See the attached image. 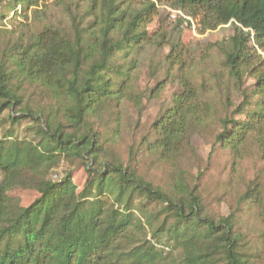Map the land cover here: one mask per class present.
Masks as SVG:
<instances>
[{
	"label": "trees",
	"instance_id": "obj_1",
	"mask_svg": "<svg viewBox=\"0 0 264 264\" xmlns=\"http://www.w3.org/2000/svg\"><path fill=\"white\" fill-rule=\"evenodd\" d=\"M54 4L67 23L45 20L44 0H0V19L4 8L11 9L10 22L23 19L17 29L0 28L10 33L0 46V128L7 125L0 131V264H264L260 169L244 183L236 206L226 216L215 215L199 190L207 166L192 185L177 171L166 187L154 185L130 163L105 158L120 136L117 116L103 129L89 122L107 104L117 107L130 98L150 48H167L149 98L168 83L172 92L140 147L166 162L191 149L193 133L205 138L212 105L202 84L194 82L186 63L191 49L179 31L173 35L161 23L153 31L148 26L166 7L195 20L199 34L228 25L231 34L206 42L201 57L214 49L226 76L223 81V73L214 75L224 89L222 113L205 141L208 157L227 151L236 174L247 142L264 153V0ZM32 20L41 24L38 29L30 28ZM28 88L39 97L36 106ZM62 162L82 166L81 188L71 169L51 175ZM16 190H31L35 198L22 204ZM254 219L263 226L251 227Z\"/></svg>",
	"mask_w": 264,
	"mask_h": 264
},
{
	"label": "rangeland",
	"instance_id": "obj_2",
	"mask_svg": "<svg viewBox=\"0 0 264 264\" xmlns=\"http://www.w3.org/2000/svg\"><path fill=\"white\" fill-rule=\"evenodd\" d=\"M44 2L47 5L45 20L67 23V18L54 4V0H44ZM2 12L6 17L3 16L0 19V28L17 29L22 26V23H19L20 20L23 21L20 16H16V21H9L12 17L11 9L4 8ZM180 17L184 21H180ZM188 19L166 7L161 9L159 19L155 17L148 29L153 31L161 23L165 25L168 31H172L173 35H176V32L179 31L180 41L191 49L186 63L189 68H192L195 84H202L204 97L209 99L212 105L210 118L203 127L205 138L203 139L202 136L193 133L190 138L191 149L185 148L181 155L169 162L159 160L157 154L140 147L142 138L148 133L159 107L168 101L172 92V86L168 83L164 89L158 92L157 97L149 98V90L154 86L155 79L162 76L164 69L162 63L164 55L168 51L167 48H150L144 55L143 64L130 86V98L123 99L117 107L114 106V102L107 104L101 117L96 119L91 115L89 122H94L93 124L99 125L98 127L103 129V125H114L115 123L112 122L117 116L120 123V136L107 147L105 158L109 160L114 156L130 163L143 178L154 185L166 187L172 171L182 172L187 177V182L192 185L195 183L194 176L197 171L207 166L201 177L199 190L209 212L226 216L230 209L236 206L238 193L244 189L246 180L257 174L259 169L264 179V153L260 152L252 141L247 142L244 147V157L238 164L236 174L230 171L226 150L217 149L208 157L210 145L205 139L210 141L213 137L218 117L222 113L221 96L224 93L223 86L214 75L215 73H223V81L226 76L222 70L221 56L214 49L209 51L206 59L202 60L201 57L206 42L213 43L226 39L231 34V29L228 25H224L215 30L206 31L204 34H199L196 21ZM40 25L36 20L30 22V28L32 29H38ZM9 36L10 33L0 32V46L6 43ZM193 49L195 50L193 51ZM30 91H33L30 95L31 103L36 106L39 97L32 88H28L26 94ZM232 99L237 101V98L233 95ZM6 114L7 112H4V115ZM25 123L26 121H23L22 126ZM6 126H1L0 131ZM69 169L72 170L74 182L81 188L86 175L82 166L77 162L72 164L62 162L51 175L56 174L59 177ZM14 194L20 198L22 204H28L35 198V193L31 190H16ZM262 226L263 224L259 219H254L251 222V227ZM250 235L252 236L253 233L250 232Z\"/></svg>",
	"mask_w": 264,
	"mask_h": 264
},
{
	"label": "built area",
	"instance_id": "obj_3",
	"mask_svg": "<svg viewBox=\"0 0 264 264\" xmlns=\"http://www.w3.org/2000/svg\"><path fill=\"white\" fill-rule=\"evenodd\" d=\"M174 13V12H173ZM176 13V12H175ZM179 15H181L182 17H186L184 16L181 12H178ZM172 16H174V14H172Z\"/></svg>",
	"mask_w": 264,
	"mask_h": 264
}]
</instances>
